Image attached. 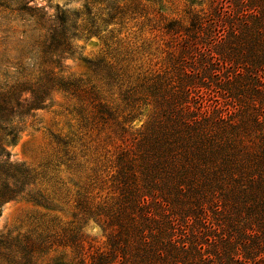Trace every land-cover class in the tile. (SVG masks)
<instances>
[{
  "label": "trees",
  "instance_id": "16d2710c",
  "mask_svg": "<svg viewBox=\"0 0 264 264\" xmlns=\"http://www.w3.org/2000/svg\"><path fill=\"white\" fill-rule=\"evenodd\" d=\"M198 1L183 18L159 15L149 41L139 0H86L82 11L53 18L18 9L39 18L44 33L34 44L58 69L0 85V114L17 118L0 115V212L20 197L61 211L59 200L71 219L2 236L0 264H264V0ZM128 19L137 28L122 31ZM91 36L106 47L89 66L117 95L110 100L59 65L75 40ZM54 90L86 105L82 125L111 128L120 143L92 169L95 181L44 194L34 188L38 172L10 161L8 146ZM147 106V122L134 128ZM55 142L61 163L78 172L83 163ZM90 221L103 246L84 231Z\"/></svg>",
  "mask_w": 264,
  "mask_h": 264
},
{
  "label": "rangeland",
  "instance_id": "374dc122",
  "mask_svg": "<svg viewBox=\"0 0 264 264\" xmlns=\"http://www.w3.org/2000/svg\"><path fill=\"white\" fill-rule=\"evenodd\" d=\"M139 1L140 8L146 13L140 19L144 21L141 37L148 41L152 39L148 28L155 22L160 24L162 17L183 18L186 16L189 4L199 8L198 0ZM85 3L86 0H0V85L11 83L16 79H36L44 70L58 69L49 59L53 60L55 56L51 54L42 57L39 48L34 44L35 41L42 39L44 33L37 27L39 18L36 15L30 16L20 12L18 9L25 6L41 8L40 14H45L46 18H53L57 10L82 11ZM125 21L122 31L129 32V28L133 30L137 28L133 27L134 20ZM113 27L118 29L119 25L105 28ZM131 41H134V38H131ZM75 44L77 46L72 54H65L59 59L62 74L82 80L107 100L116 97L117 95L111 97L110 93L101 86L89 66V61L105 51L104 43L98 37L91 36L77 39ZM131 65H134V62H131ZM220 101L222 108H230L221 99ZM85 108L86 105L78 102L73 96L54 90L49 94L43 108L31 111L32 116H27L28 118L18 125L16 140L8 146L10 161L23 163L38 172L39 176L34 188L40 189L44 194H52L54 189L62 184L73 192L80 186L95 181L92 169L97 166L98 160L107 157V153L110 154L120 143L111 128L97 131L82 125L80 117H84L83 114L87 112ZM150 114V106L142 107L139 116L132 123L134 128L145 124ZM0 115L10 117L8 119H17L16 116L4 115L3 112ZM110 134L112 136L109 138ZM56 139L66 142L69 155L75 156L76 160L83 163V167L78 172L61 163L63 153L58 151ZM99 172L102 173L101 170L97 173ZM96 191L98 188L95 185L93 193ZM56 203L57 208L63 210L35 206L25 197L7 201L2 205L0 212V238L7 234L16 235L38 230L40 229L38 225H43L41 223L52 216L58 217L61 221L70 220L69 206L59 200ZM84 231L93 239L95 245L103 246L105 237L96 223L88 222L84 226Z\"/></svg>",
  "mask_w": 264,
  "mask_h": 264
}]
</instances>
